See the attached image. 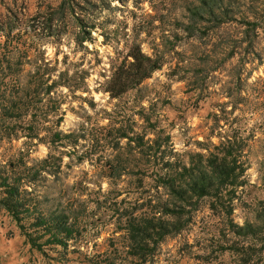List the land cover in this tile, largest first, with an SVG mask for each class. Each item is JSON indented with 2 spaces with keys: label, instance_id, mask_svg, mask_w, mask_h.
Segmentation results:
<instances>
[{
  "label": "rangeland",
  "instance_id": "1",
  "mask_svg": "<svg viewBox=\"0 0 264 264\" xmlns=\"http://www.w3.org/2000/svg\"><path fill=\"white\" fill-rule=\"evenodd\" d=\"M59 2L0 0V91L54 83L24 99L32 124L30 115L0 117V164L21 154L45 168L30 197L45 215L66 214L72 235L38 251L0 208V264H264V229L235 237L207 198L183 212L178 233L146 246L144 259L132 255L126 231L128 216L169 203L155 187L161 160L187 162L226 135L245 142L248 167L230 218L262 224L264 0H79L73 14L58 13ZM199 5L213 15L199 20L190 11ZM133 45L160 67L111 98L104 84ZM58 130L72 136L58 141ZM123 133L145 144L134 148Z\"/></svg>",
  "mask_w": 264,
  "mask_h": 264
},
{
  "label": "trees",
  "instance_id": "2",
  "mask_svg": "<svg viewBox=\"0 0 264 264\" xmlns=\"http://www.w3.org/2000/svg\"><path fill=\"white\" fill-rule=\"evenodd\" d=\"M83 1L90 3V0ZM78 4L79 0H60L56 10L61 14H73ZM190 11L199 20L204 19L205 14L213 15L212 10L203 5L195 6ZM1 62L0 56V64ZM159 67L160 63L156 58L144 53L139 46L133 45L124 59L112 66L110 76L104 84V91L111 98H117L138 86ZM47 81L48 79L44 82L26 83L15 93L2 89L0 117L20 118L30 115L32 124L36 116L35 108H31V100H28V106L25 105L24 99L48 95L54 83L46 84ZM43 83L46 84L44 88ZM71 136V133H63L60 130L54 133V138L58 141ZM34 137H37V134ZM120 137L126 138L128 145L134 142V148L145 144L142 137L135 138L126 133L120 134ZM150 141L152 145H147V148L152 149L155 142ZM76 142L77 140L73 144ZM60 143L63 145V142ZM244 148L245 142L241 137L226 135L220 136L217 143L210 142V145L203 148L204 152L190 154L187 162L161 160L154 168L155 187L164 190L169 197V203L162 204L161 209L152 210L148 214L127 217L126 231L132 255L144 259L146 246L152 243L154 247L165 236L178 233L184 226L180 223L183 212L190 213L195 210L198 200L202 198H207L208 208L213 213L228 220L230 232L235 237L253 238L261 228L264 229V208L255 215L262 224L246 222L239 225L234 224L230 218L238 191L246 183L245 172L248 167L243 158ZM45 161L44 158L38 164ZM44 169L42 166L28 165L21 154L14 160L0 164V208L15 221L30 246L41 252L43 245L65 246L72 235L66 214L58 212L45 215L30 197L33 184ZM40 239L44 240L39 242Z\"/></svg>",
  "mask_w": 264,
  "mask_h": 264
}]
</instances>
